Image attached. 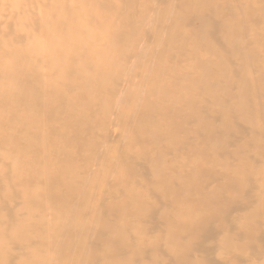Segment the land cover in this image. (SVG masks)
<instances>
[{"label": "rangeland", "instance_id": "obj_1", "mask_svg": "<svg viewBox=\"0 0 264 264\" xmlns=\"http://www.w3.org/2000/svg\"><path fill=\"white\" fill-rule=\"evenodd\" d=\"M0 264H264V0H0Z\"/></svg>", "mask_w": 264, "mask_h": 264}]
</instances>
